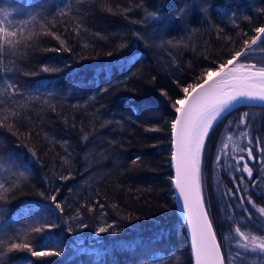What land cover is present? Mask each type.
Masks as SVG:
<instances>
[{
	"label": "trees",
	"instance_id": "1",
	"mask_svg": "<svg viewBox=\"0 0 264 264\" xmlns=\"http://www.w3.org/2000/svg\"><path fill=\"white\" fill-rule=\"evenodd\" d=\"M261 9L264 0H0L3 26L17 33L0 51V264H191L172 199L171 105L243 47L264 24ZM253 47L241 62L264 66V44ZM228 137L237 154L253 149L264 186V107L230 110L202 151L205 209L224 264H237V225L224 213H260L264 190L248 191L253 175L236 151L223 147L214 165ZM260 220L245 234L264 237ZM47 224L56 227L33 231ZM105 225L113 228L96 235ZM11 243L60 255L34 257Z\"/></svg>",
	"mask_w": 264,
	"mask_h": 264
},
{
	"label": "snow or ice",
	"instance_id": "2",
	"mask_svg": "<svg viewBox=\"0 0 264 264\" xmlns=\"http://www.w3.org/2000/svg\"><path fill=\"white\" fill-rule=\"evenodd\" d=\"M211 7L213 5L192 6L195 11L201 13H206ZM188 11V6H181L178 9L179 14ZM261 11L264 12V9H261ZM8 15L9 13L0 12V16L3 17V19H0V51L3 50L5 44L12 46L16 43L13 39L17 35L16 31L3 26ZM149 15L152 14L149 13ZM254 33L253 36L245 39L243 47L231 53L230 58L225 62L220 63L214 69H207L199 78V82L182 87L183 98L175 99L171 105L177 114L171 121L172 144L174 146L171 160L174 162L175 167V177L172 182L183 200L187 226L191 230V242L196 264H224L220 245L217 243L216 234L213 231L212 222L208 218L202 197L201 158L210 131L216 124L221 122L225 114L229 113L235 104L245 101L264 103V66L257 67L254 63L241 62L242 57L246 58L255 50L253 46H257L258 42L264 44V26L256 27ZM245 35L247 34L245 33ZM136 40H139L138 35ZM125 46L121 45V47ZM8 87L15 90L14 85H8ZM162 94L166 95L165 92H162ZM247 116L248 114L244 113L239 117L241 126H246ZM153 130L159 131L160 129ZM241 135L247 137L248 133L242 132ZM252 142L249 139V145ZM256 142H260L259 138ZM224 147L227 148V145H224ZM245 151L249 160L254 159L251 147L239 149L240 153ZM8 157L15 162L16 158L13 154H8ZM138 159L139 157H137ZM133 162L135 163V161ZM240 162H243L240 170L252 177V169L245 161L244 155L239 156L237 164ZM68 178L62 177V179ZM6 190L4 184L0 183V198ZM50 199L56 204L57 208H60V204L56 202V195H52ZM248 203L253 202L249 200ZM258 211L264 214V207L259 208ZM55 227L54 224H47L45 228L37 227L33 231L40 233L51 231ZM80 227L83 229L87 228L88 225L82 223ZM112 228V225L100 226L96 229L95 234L109 232ZM67 231L71 233L72 229L68 228ZM235 232L240 238L237 241V246L243 250V252H237V256L250 252L258 253L264 258V237L246 235L240 227H236ZM13 249L27 250L34 257L60 255L58 250L42 249L39 246L34 249L30 243H11L9 250ZM27 264H31V261L29 260Z\"/></svg>",
	"mask_w": 264,
	"mask_h": 264
},
{
	"label": "flooded vegetation",
	"instance_id": "3",
	"mask_svg": "<svg viewBox=\"0 0 264 264\" xmlns=\"http://www.w3.org/2000/svg\"><path fill=\"white\" fill-rule=\"evenodd\" d=\"M241 154L244 155V159H245V161L248 162L250 168H252V164H253V179L251 180V182L249 181L250 183H248V191L249 192L253 191V194H256L257 189L258 190L259 189L264 190V186H258L257 185V178L255 177V174H257L258 162L257 163L254 162V163L250 164V162H252L254 159L249 160L246 152L241 153ZM262 159L264 160V153L262 154ZM255 160L258 161V159H255ZM242 164H243V162H242ZM245 174L248 176L247 173H245ZM244 197H245V195H244ZM234 198H235V200H238V201H239V199H240V201L245 200V199H243V192H241L240 190H238V195H235ZM262 198L264 199V196ZM225 199H226V197H223V200H225ZM226 214H229V216H227ZM224 216L227 218H230L231 221H235L237 227L241 228V231H244V229L249 226L250 231L254 232L255 230H258L259 218L261 219L260 222L264 221V214H261V213H224ZM253 235H255V234H253ZM237 239L239 240L240 238L238 237ZM236 249L238 252H243V250L240 249L237 245H236ZM252 256H254V257H252ZM238 258H239V262L237 261V264H244L245 263L246 257L244 256V254L242 256H238ZM249 259L251 261H253L254 264H260L262 257H259L258 253H250Z\"/></svg>",
	"mask_w": 264,
	"mask_h": 264
},
{
	"label": "water",
	"instance_id": "4",
	"mask_svg": "<svg viewBox=\"0 0 264 264\" xmlns=\"http://www.w3.org/2000/svg\"><path fill=\"white\" fill-rule=\"evenodd\" d=\"M264 26V24L262 25ZM183 98V97H182ZM181 98V99H182ZM240 105H257V106H262L264 107V103H261L259 101H245V102H241L238 104H235L233 106V108L240 106ZM177 114L174 113V118ZM173 118V119H174ZM172 134H171V130H170V172H171V190H172V199H173V204H174V209H175V213L177 218L179 219L183 232H184V236H185V240L186 243L188 245V251H189V257H190V263L191 264H196L195 261V255H194V251L192 248V242H191V230L188 228L187 226V217H186V213L184 212L183 209V200L179 195V191L175 188L174 184H173V178L175 177V167H174V162L171 160V155L174 151V146L172 144Z\"/></svg>",
	"mask_w": 264,
	"mask_h": 264
},
{
	"label": "rangeland",
	"instance_id": "5",
	"mask_svg": "<svg viewBox=\"0 0 264 264\" xmlns=\"http://www.w3.org/2000/svg\"><path fill=\"white\" fill-rule=\"evenodd\" d=\"M243 62H245V61H243ZM245 63H247V62H245ZM229 138H230V137L226 138V141H225V143H224V145H227V148H225V151H227V152H231V153H234V152L236 151V155H240V154H237V153H238V150H237L236 147H235V146H237V143H235L234 140L230 141L231 138H230V139H229ZM223 147H224V146H222V147L218 150L219 153L216 152V153L214 154V161H215L214 165L220 163L221 157H222V155H224V152H223V151L220 152V150H221ZM219 154H222L221 157L219 156ZM235 163H236V162H235ZM227 168H228V170H229V168H230L229 164H227Z\"/></svg>",
	"mask_w": 264,
	"mask_h": 264
}]
</instances>
